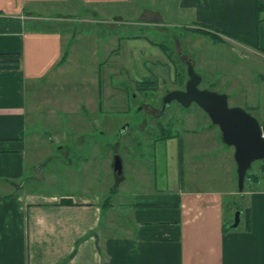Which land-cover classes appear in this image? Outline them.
<instances>
[{
    "label": "crops",
    "instance_id": "1",
    "mask_svg": "<svg viewBox=\"0 0 264 264\" xmlns=\"http://www.w3.org/2000/svg\"><path fill=\"white\" fill-rule=\"evenodd\" d=\"M75 8L91 16L63 13ZM133 9L137 20L158 23L167 16L213 40H230L263 66L258 78L264 83V0H0V59L19 61L17 68H0V264H264V174L238 190L234 147H219L227 144L215 124L208 127L210 143L227 159L225 188L185 186L183 137L168 161L165 141L176 135L166 133L155 139L161 163L153 190L134 193L118 210L110 200L104 208L88 191L24 190L26 82L65 63L59 61L72 37L58 25ZM44 21L53 26H39ZM236 196L242 207L233 227Z\"/></svg>",
    "mask_w": 264,
    "mask_h": 264
},
{
    "label": "rangeland",
    "instance_id": "2",
    "mask_svg": "<svg viewBox=\"0 0 264 264\" xmlns=\"http://www.w3.org/2000/svg\"><path fill=\"white\" fill-rule=\"evenodd\" d=\"M136 12H102L101 20L58 25L72 37L65 63L57 62L37 81L26 82L24 190L57 195L88 191L101 197L104 208L111 201L118 210L134 193L153 190L161 163L153 152L155 139L166 133L176 135L165 141L168 161L183 137L180 172L185 186L228 185L227 159L210 143L208 127L214 124L209 116L195 102L185 107L176 100L159 114L160 101L167 91L184 88L190 61L202 77L200 88L225 94L229 107H240L261 123L264 83L258 72L263 66L228 39L213 40L167 16L158 23L137 20ZM63 13L91 16L79 8ZM118 13L120 19L110 17ZM149 78L154 80L149 88L138 87ZM250 100L259 113L248 106ZM187 129L197 133L186 135ZM114 154L122 160L119 176L113 169ZM262 161H253L248 173L263 174ZM247 183L245 179V187ZM235 203L239 210L238 196Z\"/></svg>",
    "mask_w": 264,
    "mask_h": 264
},
{
    "label": "water",
    "instance_id": "3",
    "mask_svg": "<svg viewBox=\"0 0 264 264\" xmlns=\"http://www.w3.org/2000/svg\"><path fill=\"white\" fill-rule=\"evenodd\" d=\"M187 76L184 89L169 90L162 97L158 113L163 112L172 100L178 101L185 107L195 102L202 108L211 122L218 126L221 140L234 147L237 187L239 191H242L246 170L253 161L264 159L262 128L250 113L240 107H229L225 94L199 88L198 84L202 77L195 72L190 62L187 64ZM113 169L117 175L122 172V160L118 154L113 156ZM239 214L240 210H236L233 227L238 224Z\"/></svg>",
    "mask_w": 264,
    "mask_h": 264
},
{
    "label": "trees",
    "instance_id": "4",
    "mask_svg": "<svg viewBox=\"0 0 264 264\" xmlns=\"http://www.w3.org/2000/svg\"><path fill=\"white\" fill-rule=\"evenodd\" d=\"M66 55H67L66 52L62 55V58L59 61L60 63L65 60ZM17 67H19V61L17 59H7V58L0 59V68H17ZM153 82H154V80H152L150 78L149 79H145V80H142V81L138 82V87L141 88V89L149 88L151 86V84H153ZM262 127H263V130H264V125H262ZM161 137H165V134H161L157 138H161ZM248 169L245 172L244 182H245V179L248 180V178H250V179L252 178V180H254L257 177L256 173H250V172L248 173ZM259 169L264 174V159H263L262 163L260 164Z\"/></svg>",
    "mask_w": 264,
    "mask_h": 264
},
{
    "label": "flooded vegetation",
    "instance_id": "5",
    "mask_svg": "<svg viewBox=\"0 0 264 264\" xmlns=\"http://www.w3.org/2000/svg\"><path fill=\"white\" fill-rule=\"evenodd\" d=\"M190 61H186V66H187V64L189 63ZM199 85V84H198ZM200 88V87H199ZM182 89H184V88H182ZM161 102V101H160ZM161 104V103H160ZM121 131V130H120ZM120 131H119V134H120Z\"/></svg>",
    "mask_w": 264,
    "mask_h": 264
}]
</instances>
